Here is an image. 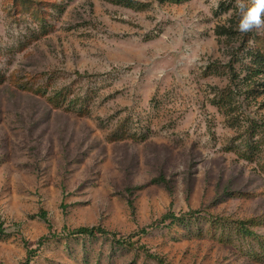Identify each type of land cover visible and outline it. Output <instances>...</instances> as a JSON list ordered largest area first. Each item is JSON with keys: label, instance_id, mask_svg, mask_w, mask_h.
<instances>
[{"label": "rangeland", "instance_id": "rangeland-1", "mask_svg": "<svg viewBox=\"0 0 264 264\" xmlns=\"http://www.w3.org/2000/svg\"><path fill=\"white\" fill-rule=\"evenodd\" d=\"M210 4L0 0V264H264V28Z\"/></svg>", "mask_w": 264, "mask_h": 264}, {"label": "clouds", "instance_id": "clouds-1", "mask_svg": "<svg viewBox=\"0 0 264 264\" xmlns=\"http://www.w3.org/2000/svg\"><path fill=\"white\" fill-rule=\"evenodd\" d=\"M220 2L221 0H211L210 6L218 10ZM234 12L239 17L237 30L240 33L264 28V0H235L234 8L221 13V18L227 22ZM226 26L230 25L226 23Z\"/></svg>", "mask_w": 264, "mask_h": 264}, {"label": "trees", "instance_id": "trees-1", "mask_svg": "<svg viewBox=\"0 0 264 264\" xmlns=\"http://www.w3.org/2000/svg\"><path fill=\"white\" fill-rule=\"evenodd\" d=\"M255 53L251 54L254 58H255V63L260 65V58H264V55L262 52L260 51H254ZM254 54H256V56H254ZM165 182V179L164 178H160L157 179V183H161V184H167V183H164ZM129 205L131 206V208H134V205H133V201L130 200L129 201ZM40 217L42 220H44L45 222L48 223L47 221V217H46V213L44 211H41L40 213ZM0 227H2V223L0 222ZM106 232L103 230V229H100L98 227H81V228H78L74 231H72L70 234H77V235H87L89 237H94L98 234H105ZM30 253V251H29ZM151 258H155V259H158V261L160 263H163L161 258L157 257L156 255H149Z\"/></svg>", "mask_w": 264, "mask_h": 264}]
</instances>
